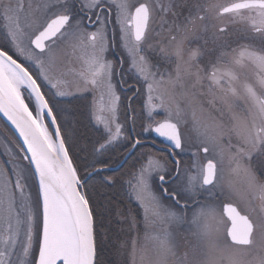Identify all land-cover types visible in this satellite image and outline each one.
<instances>
[{"label": "snow or ice", "instance_id": "1", "mask_svg": "<svg viewBox=\"0 0 264 264\" xmlns=\"http://www.w3.org/2000/svg\"><path fill=\"white\" fill-rule=\"evenodd\" d=\"M0 113V264H100L95 196L129 160L131 264H264V0H0Z\"/></svg>", "mask_w": 264, "mask_h": 264}, {"label": "trees", "instance_id": "2", "mask_svg": "<svg viewBox=\"0 0 264 264\" xmlns=\"http://www.w3.org/2000/svg\"><path fill=\"white\" fill-rule=\"evenodd\" d=\"M125 67H127L126 64ZM128 79L129 84L134 83L130 78ZM129 97H131V103L134 109L139 111L141 108L143 99L142 95L134 94L133 88H130L127 85L124 86V90L121 91V120H124V106ZM63 100L65 106L68 107L69 111L72 113L69 118L72 121V126L76 129V135L77 137H81L79 143L81 145H88L89 139H95L99 135L89 122L88 109L90 96L85 95ZM0 121L5 125L1 119ZM7 129L9 128L7 127ZM148 145L150 148L152 147L151 144ZM156 145L161 146L160 142H157ZM156 145L155 149L159 150ZM80 155L81 157H85L87 156V153L82 152ZM120 158V154L117 153L116 159L119 160ZM190 159V157L185 156L182 163H185ZM133 163L134 160H129L119 172L109 173L117 180L115 187L101 188L95 196V211L98 216L97 245L100 264H128L127 248L122 247L124 242L129 239V236L127 237V231L130 230V228L126 221L130 216V213H135L139 208L134 202L127 198L126 190L121 186L119 180ZM186 164H188V162H186ZM94 183H98V181H94Z\"/></svg>", "mask_w": 264, "mask_h": 264}, {"label": "rangeland", "instance_id": "3", "mask_svg": "<svg viewBox=\"0 0 264 264\" xmlns=\"http://www.w3.org/2000/svg\"><path fill=\"white\" fill-rule=\"evenodd\" d=\"M221 3H227L229 2V0H220ZM111 59H116L115 56H111L110 57ZM127 65V64H126ZM85 95H89L90 96V102L92 100V97H91V94L89 93H84V94H76V95H72V96H68V97H65L63 99H66V98H73V97H79V96H85ZM5 141H11L13 143H17L18 140L16 139V137L13 135V133L11 131H9V129H7V127L0 121V159H7V157H5L3 155V148H2V145ZM190 157V156H188ZM191 158V157H190ZM201 159H203V157H201ZM189 165H191L192 163V158L188 161ZM185 162V163H186ZM135 203V202H134ZM136 204V203H135ZM137 205V204H136ZM138 206V205H137ZM139 208V207H138ZM140 212V209H138L135 213L132 212L130 213V216H138ZM142 227V225H141ZM130 231L131 230H128L127 231V237L130 235ZM193 243H195V241H193ZM125 248V247H124ZM127 257H128V264H131V258H130V255H129V250L127 249Z\"/></svg>", "mask_w": 264, "mask_h": 264}, {"label": "water", "instance_id": "4", "mask_svg": "<svg viewBox=\"0 0 264 264\" xmlns=\"http://www.w3.org/2000/svg\"><path fill=\"white\" fill-rule=\"evenodd\" d=\"M0 119L5 123V125H6L9 129H11V132H12L13 135H14V132H15L14 127L11 126L10 122H8V121L6 120L5 117H3V114H2V113H0ZM14 136H15L16 139H17L18 134H15ZM158 141H159V140H158ZM18 142H19V141H18ZM148 144H151V142L148 141ZM157 148H158L159 150L161 149V147H157ZM113 172H114V171H113Z\"/></svg>", "mask_w": 264, "mask_h": 264}]
</instances>
